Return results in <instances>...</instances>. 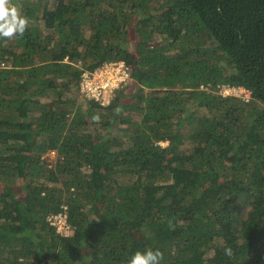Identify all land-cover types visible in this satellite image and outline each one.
Instances as JSON below:
<instances>
[{
    "label": "trees",
    "instance_id": "obj_1",
    "mask_svg": "<svg viewBox=\"0 0 264 264\" xmlns=\"http://www.w3.org/2000/svg\"><path fill=\"white\" fill-rule=\"evenodd\" d=\"M14 3L30 23L0 38V264H264V0ZM112 61L130 76L102 103L83 73Z\"/></svg>",
    "mask_w": 264,
    "mask_h": 264
},
{
    "label": "built area",
    "instance_id": "obj_2",
    "mask_svg": "<svg viewBox=\"0 0 264 264\" xmlns=\"http://www.w3.org/2000/svg\"><path fill=\"white\" fill-rule=\"evenodd\" d=\"M116 65L117 67H115ZM108 67H112V71L114 72L112 74V77L107 78L105 82L99 81V77H96L97 73ZM129 76L130 72L123 61L107 62L102 67L92 72L84 71L83 79L81 82V90H83L88 96L95 97L102 103H106L104 101V91L109 90L112 92L115 87H117L121 82L127 80ZM218 87H220V91L224 94L233 93L239 88L245 93L244 95H242V97L248 99L250 96V91L244 87H229L226 85H219ZM66 216V213L62 212L54 215L53 222L57 224L58 230L68 232L69 225L67 224Z\"/></svg>",
    "mask_w": 264,
    "mask_h": 264
},
{
    "label": "clouds",
    "instance_id": "obj_3",
    "mask_svg": "<svg viewBox=\"0 0 264 264\" xmlns=\"http://www.w3.org/2000/svg\"><path fill=\"white\" fill-rule=\"evenodd\" d=\"M29 19L20 12V6L14 0H0V38L12 39L22 37L29 27ZM1 65H3L0 62ZM119 113L121 110H115ZM99 121V116L93 117ZM225 254L232 255L230 248L225 249ZM164 253L159 249H145L136 251L128 261V264H161Z\"/></svg>",
    "mask_w": 264,
    "mask_h": 264
},
{
    "label": "rangeland",
    "instance_id": "obj_4",
    "mask_svg": "<svg viewBox=\"0 0 264 264\" xmlns=\"http://www.w3.org/2000/svg\"><path fill=\"white\" fill-rule=\"evenodd\" d=\"M115 67H117V65L115 66ZM114 72L112 71V67H108V68H104L102 71H99L98 73H97V75H96V77H99V81H103V82H105L106 81V79L107 78H110V77H112V74H113ZM128 81H130V80H128ZM104 101L105 102H107L108 101V99H110V96H111V91H109V90H105L104 91ZM234 94H237V95H244L245 93L241 90V89H237V91H235V92H233ZM56 154H57V152L55 151V150H52V151H49L48 153H47V156H48V159L50 160V161H52V160H56Z\"/></svg>",
    "mask_w": 264,
    "mask_h": 264
}]
</instances>
